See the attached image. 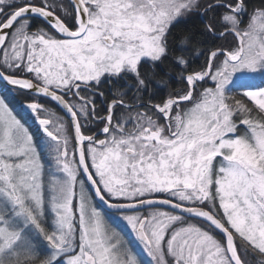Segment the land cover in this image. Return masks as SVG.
<instances>
[{"label": "snow or ice", "instance_id": "6c2138e0", "mask_svg": "<svg viewBox=\"0 0 264 264\" xmlns=\"http://www.w3.org/2000/svg\"><path fill=\"white\" fill-rule=\"evenodd\" d=\"M0 82V264H264V0H0Z\"/></svg>", "mask_w": 264, "mask_h": 264}, {"label": "trees", "instance_id": "16d2710c", "mask_svg": "<svg viewBox=\"0 0 264 264\" xmlns=\"http://www.w3.org/2000/svg\"><path fill=\"white\" fill-rule=\"evenodd\" d=\"M0 87H2V85H0ZM13 106L16 109L17 112H21L20 107H19V104L17 102L14 101L13 102Z\"/></svg>", "mask_w": 264, "mask_h": 264}, {"label": "water", "instance_id": "95a60500", "mask_svg": "<svg viewBox=\"0 0 264 264\" xmlns=\"http://www.w3.org/2000/svg\"><path fill=\"white\" fill-rule=\"evenodd\" d=\"M0 84H2V82H0Z\"/></svg>", "mask_w": 264, "mask_h": 264}]
</instances>
